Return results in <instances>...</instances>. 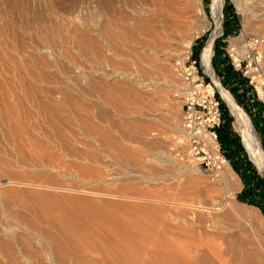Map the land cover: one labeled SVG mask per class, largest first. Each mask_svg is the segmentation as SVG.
Returning <instances> with one entry per match:
<instances>
[{
  "label": "rangeland",
  "instance_id": "obj_1",
  "mask_svg": "<svg viewBox=\"0 0 264 264\" xmlns=\"http://www.w3.org/2000/svg\"><path fill=\"white\" fill-rule=\"evenodd\" d=\"M243 1L246 13L223 0L211 44L216 16L212 0H201L192 42L204 44L199 57L208 49L209 75L222 84L218 42L225 51L264 34V6ZM162 2L0 0V264H193L202 246L235 232L264 264V169L249 159L228 102L253 182L246 160L241 172L228 161L212 177L172 151L184 85L177 67L187 53L180 39L158 34ZM262 55L264 68V45ZM254 84L264 100V75ZM255 129L263 147L264 126ZM215 208L242 229L208 217Z\"/></svg>",
  "mask_w": 264,
  "mask_h": 264
},
{
  "label": "built area",
  "instance_id": "obj_2",
  "mask_svg": "<svg viewBox=\"0 0 264 264\" xmlns=\"http://www.w3.org/2000/svg\"><path fill=\"white\" fill-rule=\"evenodd\" d=\"M240 43H231L225 47L231 66L239 70L248 82L264 75L262 47L264 34H246ZM203 47V46H202ZM202 49V48H201ZM200 49V51H201ZM178 66V73L184 79L182 87V118L177 140L179 147H172L173 153L181 162H190L201 173L218 176L222 165L229 161L222 151L218 137V128L222 123V109L216 96V86L211 77L204 71L199 56L190 57ZM213 59V53H212ZM258 99L262 96L254 84ZM264 104V100H263ZM264 117V106L261 110Z\"/></svg>",
  "mask_w": 264,
  "mask_h": 264
},
{
  "label": "bare ground",
  "instance_id": "obj_3",
  "mask_svg": "<svg viewBox=\"0 0 264 264\" xmlns=\"http://www.w3.org/2000/svg\"><path fill=\"white\" fill-rule=\"evenodd\" d=\"M236 1H237L238 6H240V11L246 13L245 12L246 9H245L244 4H243L244 1L243 0H236ZM256 2L259 3L261 7L264 6V0H256ZM158 3H160V2H158ZM159 6H158L159 7V14L162 15V16L160 15L161 17H158V18H160V19H158L159 20L158 23L160 26V28H158L159 29L158 34H160L159 36L165 37V40H166V38H169V39L172 38L171 39L172 41H173V39L175 41L177 39H180L181 40L180 44L182 43L181 45L183 47L184 53H188L190 51V47H191L193 38L196 37L198 32H199V28L197 30V27L199 25V21L203 20V18L205 16V10L202 6L201 0H163L162 4H159ZM222 6H223V0H212L211 10H212L213 15L216 16L215 31H214L213 37L217 36V34L221 30ZM155 10H156V8H155ZM157 13H158V11H157ZM207 21L208 20H206V22ZM248 23H249V19H248V16H246L243 25L245 26ZM202 25H201V27H202ZM204 25H206V24H204ZM154 37H155V35H154ZM163 37L160 39H163ZM180 40H178V41H180ZM159 41H161V40H159ZM178 41H177V44L179 45ZM167 43H168V41H167ZM209 43L212 44V39L210 40ZM209 43H207L205 47H207ZM181 45H179V46H181ZM173 47H172V49H173ZM176 47L177 46H175V48ZM182 47H180V48H182ZM175 48H174V50H177ZM170 51H171V49H170ZM180 51H181V49H180ZM201 59H202V61H201ZM199 60H200L202 67H203V65L205 66L206 71H205L204 67H203V69L206 72V74H208V75L210 74L211 76H213V67L211 66V61L209 58L208 49L204 50V52L202 53V56L200 55ZM212 80H213V78H212ZM213 82L215 85H217L218 89L220 90V93L222 94V96L225 98V100L228 102L229 106L231 107L232 113L235 117L237 130L239 131L243 141L247 145L246 147L249 150L250 156L254 159V161L256 163H258L264 169V165H263L264 164V154H263L262 149L260 147L259 136L257 134V131L255 129V126H254L250 116L246 113V111L242 107H240L235 101L232 100L229 92L222 86L221 83L214 81V80H213ZM257 90H258L259 94L261 95L262 89L261 88L259 89L257 87ZM225 163H228V161H226ZM225 163L223 164V166L225 165ZM225 168H226V171L230 169V167H227V166ZM224 174H226V173H224ZM232 188H234V186ZM219 211H220L219 208L213 209L212 212H210L208 214V217H212V219H213V217L218 218L219 220H220V218H222L223 221H225V220L230 221L228 224L231 225L232 227H239L238 229H242V227H243L242 224L239 223L238 221L234 220L233 218H231L232 215H230L229 213H220ZM245 228H247V227L245 226ZM6 232H7V230H6ZM224 234L225 233H223L222 235H224ZM222 235H220V236H222ZM238 235H239V233L237 234L235 232V233L230 234L227 237L223 236L219 241L216 239L218 242L217 241L213 242V240H215V239H212V242L214 244L210 240V244H212V246H210V244L206 245V248H208V251H207V249L203 248L204 246H202V244H203L202 242H201V244H199V243L196 244L197 245L196 247L200 248V246H202L201 249H203V253L201 255H199L198 257L193 258L192 263L193 264H197V263H201V264H256L257 261L255 262V260H257L259 258L261 259V257H262L261 255H260V257L257 255V254H259V253H257L259 251H257L255 254L249 248L250 240L248 238H244V237L242 238L240 235H239L240 236L239 237ZM253 244H254V242H253ZM214 245H216V246H214ZM252 246H254V245H252ZM254 249H255V247L253 248V250ZM256 249H257V247H256ZM256 255L259 258L255 259ZM259 260H258V262H259ZM260 263H261V261H260Z\"/></svg>",
  "mask_w": 264,
  "mask_h": 264
},
{
  "label": "trees",
  "instance_id": "obj_4",
  "mask_svg": "<svg viewBox=\"0 0 264 264\" xmlns=\"http://www.w3.org/2000/svg\"><path fill=\"white\" fill-rule=\"evenodd\" d=\"M192 55L198 56V51L196 53H193ZM194 58H196V57H194ZM226 76L227 75H225V77L223 76V79L224 78L229 79V77H226ZM243 77L245 78L244 82H245L246 87L248 89H251L254 91L251 84L247 83L248 78L246 76H243ZM223 84L226 86V81L225 82L223 81ZM231 88H232V91L236 90L235 86H233ZM237 94L238 95L241 94V91ZM216 96L218 97V99L220 101V106L222 109V123H221L220 127L218 128V137H219V140L221 143V148H223V150H225V154H226L227 158H229V160L231 161V164L234 166L235 170L238 172H241L242 169H244L246 167L245 163H244V160H246V163L248 164L249 168L251 169L250 174H252V175H250V182H253L255 179V176L257 175L256 167L247 158L246 151L240 142L239 135L236 133V131L232 127V117L228 112V107H227L225 101L222 99L220 93L217 90H216ZM237 100L239 101V99H237ZM261 104H263V103H261ZM246 105L248 106V104L245 102L244 107H245L247 112H250L251 110H250L249 106L246 107ZM259 114H256L257 118H258ZM255 126H256V128L258 127V122H257V124L255 123ZM263 145H264V142H263ZM249 192H251V190H249Z\"/></svg>",
  "mask_w": 264,
  "mask_h": 264
},
{
  "label": "crops",
  "instance_id": "obj_5",
  "mask_svg": "<svg viewBox=\"0 0 264 264\" xmlns=\"http://www.w3.org/2000/svg\"><path fill=\"white\" fill-rule=\"evenodd\" d=\"M233 16L234 15H229V18H231ZM221 40H224V39H221ZM220 44L221 43L219 41L218 45H217L216 53L213 52L214 63L216 60L218 62V65H221V66L217 67L218 68V70H217L218 75L221 76V78L224 82L226 81V85L230 82L231 87L235 86L236 93H239L241 91V94H239V96L249 105V107H251V109L254 111V114L260 113L258 116V119H259L258 125L263 127L264 123L262 121H264V117L261 114V110H262L264 104H261L260 102H258L257 98L255 97L254 91L251 89H248L246 87L245 82H244L245 78L243 77L242 73L239 70H236L231 66L229 58L226 54V51L221 49ZM203 45H204L203 43H199L197 40H194L191 44V54H193L194 52L196 53L197 51L199 53V51ZM193 50H194V52H193ZM194 57L197 58L198 56H194ZM212 67H213V64H212ZM213 72L215 75L214 67H213ZM225 75H227L226 77H229V79H227V78L223 79V76L225 77ZM247 83H249V82L247 81ZM222 86L224 87V84H222ZM228 92H230V91L228 90ZM230 95H232V93ZM221 96H222V94H221ZM223 99L225 100L224 97H223ZM226 103H227V101H226ZM250 158L253 159L252 157H250ZM249 172L251 173V171H249Z\"/></svg>",
  "mask_w": 264,
  "mask_h": 264
},
{
  "label": "water",
  "instance_id": "obj_6",
  "mask_svg": "<svg viewBox=\"0 0 264 264\" xmlns=\"http://www.w3.org/2000/svg\"><path fill=\"white\" fill-rule=\"evenodd\" d=\"M222 12H223V9H222ZM215 37H213L212 38V42H213V39H214ZM212 79V78H211ZM213 81V80H212ZM221 83V82H220ZM216 86V88H217V91L220 93V91H219V89H218V87H217V85H215ZM221 95V94H220ZM222 97V96H221ZM222 99H223V97H222ZM224 100V99H223ZM225 101V100H224ZM225 103H226V101H225ZM226 105H227V107H228V109H229V112H230V108H229V106H228V104L226 103ZM261 144V143H260ZM261 147H262V145H261ZM262 149H263V147H262ZM264 150V149H263ZM249 157V156H248ZM249 159L250 160H252L250 157H249ZM253 161V160H252ZM254 162V161H253ZM255 163V162H254ZM256 164V163H255Z\"/></svg>",
  "mask_w": 264,
  "mask_h": 264
}]
</instances>
